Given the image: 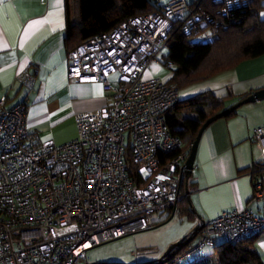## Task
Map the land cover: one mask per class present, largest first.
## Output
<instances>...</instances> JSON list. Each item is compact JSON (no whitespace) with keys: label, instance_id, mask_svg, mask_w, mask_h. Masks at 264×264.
<instances>
[{"label":"built area","instance_id":"obj_1","mask_svg":"<svg viewBox=\"0 0 264 264\" xmlns=\"http://www.w3.org/2000/svg\"><path fill=\"white\" fill-rule=\"evenodd\" d=\"M190 13L185 0H169L164 11L76 46L70 80L100 82L113 98L54 126L48 139L30 131L26 103L0 97V264H79L90 249L149 229L153 213L179 204L189 151L168 114L181 89L146 72L166 58L170 32ZM25 77L33 83L32 73ZM255 137L264 150V127ZM166 151L178 153L160 156ZM254 196L264 198L263 181ZM263 231L264 214L249 206L223 211L178 259L215 247L216 237L238 242Z\"/></svg>","mask_w":264,"mask_h":264},{"label":"crops","instance_id":"obj_2","mask_svg":"<svg viewBox=\"0 0 264 264\" xmlns=\"http://www.w3.org/2000/svg\"><path fill=\"white\" fill-rule=\"evenodd\" d=\"M67 28V0H0V97L7 95L11 105H28L29 129L41 139H48L54 126L75 113L102 108L113 98L100 82L70 80V53L76 46L67 45ZM153 63L160 68L159 63ZM30 73L34 75L32 84L25 77ZM149 75L154 76L152 72ZM262 88L264 55L181 88L179 102L206 91L221 97L232 92L229 108ZM197 105H202L199 117L203 119L205 103L195 104L190 111L176 107V112L189 113ZM262 108L264 101L252 106L246 103L205 130L189 180L192 202L188 201L195 218H189L191 224L184 235L237 207L249 206L264 214V198L254 196L258 163L264 178V150L255 137V129L264 127ZM173 132L178 133L175 128ZM180 135L184 137L185 131ZM185 191L187 195L186 181ZM256 245L264 258V231L257 236Z\"/></svg>","mask_w":264,"mask_h":264},{"label":"trees","instance_id":"obj_3","mask_svg":"<svg viewBox=\"0 0 264 264\" xmlns=\"http://www.w3.org/2000/svg\"><path fill=\"white\" fill-rule=\"evenodd\" d=\"M185 1L188 3L187 0ZM167 2L67 0V45L75 47L97 38L134 16L164 11ZM188 4L191 8L190 15L185 21L174 26L170 32L166 58L160 59L163 64H166L167 60L173 63L172 75L166 79L169 84L181 89L235 68L245 60L264 55V0H193ZM214 34L216 37L210 40ZM247 96H243L242 99ZM233 97L232 92L227 97H221L206 91L178 103L177 108L181 107L187 111L197 103H205L203 119L192 116L182 117L176 112V108L169 112V126L171 128L181 126L185 131L186 135L183 137L185 149L190 152L207 119L227 109V101ZM235 112L237 110L233 113ZM177 153L178 151H166L160 156L170 159ZM129 167L130 171L134 168L132 161L129 162ZM256 168H258L255 171L256 182L263 181L261 174L263 169L260 163L255 166ZM182 180L177 214L193 219L194 208L185 194V175ZM259 234L246 236L238 242L224 240L218 244L216 241L215 251L212 254L188 263H184L186 260L176 258L174 262L170 261L167 264H264V258L256 245ZM191 242L181 248L179 254L186 251Z\"/></svg>","mask_w":264,"mask_h":264},{"label":"rangeland","instance_id":"obj_4","mask_svg":"<svg viewBox=\"0 0 264 264\" xmlns=\"http://www.w3.org/2000/svg\"><path fill=\"white\" fill-rule=\"evenodd\" d=\"M167 1L168 0H163V2ZM187 1L188 3H191L193 0ZM167 49L168 48H166V50ZM158 65L161 69L159 67L157 68V66L152 63L150 69L146 72V76L147 73L148 76H150L149 73L152 72L155 77L168 79L172 74V69L167 68L163 63H159ZM253 104L254 103H249L250 106ZM201 108L202 105H197L192 112H177L182 115V117L192 116L198 118ZM260 110L264 113V108ZM175 130L180 134H182L184 131L181 126L175 127ZM169 214L170 211L167 210L153 213L150 216L151 227L149 229L127 234L123 237L95 246L89 250L87 257L79 264H84L91 261L122 264H134L138 261L146 262L148 259H156L155 261H152V263L159 261L160 259L157 260V258H161L171 247V245H175L176 242L185 238L186 235H184V233L189 229L188 226L191 224L189 217H181L179 214H176L172 220L159 225L161 221L163 222L164 219L169 216ZM191 234H193V232H191ZM216 239L218 244L224 241L221 237H216ZM214 251V246L207 245L200 252H197L189 259H186L184 263H188L194 259L212 254ZM176 258H178V255L174 259ZM173 260L171 262H174Z\"/></svg>","mask_w":264,"mask_h":264},{"label":"water","instance_id":"obj_5","mask_svg":"<svg viewBox=\"0 0 264 264\" xmlns=\"http://www.w3.org/2000/svg\"><path fill=\"white\" fill-rule=\"evenodd\" d=\"M261 100H264V88L252 92L249 96H247L246 98L240 100L239 102H237L233 106H231V107H229V108H227V109L215 114L214 116L208 118L207 121L204 123V125L200 129V132L198 133L195 141L192 144L189 157H188V159L186 161L185 181H186L187 195H188L190 203L192 201H191V195H190V189H189V180H190V177H191V175L193 173V170H194V167H195L196 157H197L198 148H199V144H200L201 138H202L205 130L207 129V127L212 122H214L215 120L233 113L240 106H242V105H244L246 103H250V102H254L255 103V102L261 101ZM177 210H178V205L172 210L169 218L166 219L165 221L161 222L159 225H162V224L172 220L176 216ZM202 227H203V224L201 226L197 227L196 230L193 232V234L189 235L188 238H186V239L184 238L182 241H180L177 244L171 246V248H169L167 253L162 258H160L159 261H156V262H153V263L152 262L151 263H146V264H167V263H169L170 261H172L179 254V251L181 250V248H183L184 246L188 245L191 241H193L196 238V236L198 235V233H199V231L201 230ZM84 264H122V263L103 262V261L92 262L91 261V262H86Z\"/></svg>","mask_w":264,"mask_h":264}]
</instances>
